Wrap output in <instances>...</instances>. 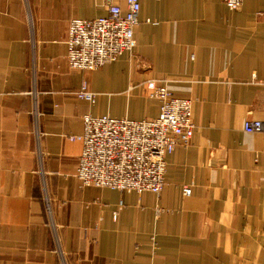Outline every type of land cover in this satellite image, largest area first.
Wrapping results in <instances>:
<instances>
[{"label":"crops","instance_id":"0c3cea01","mask_svg":"<svg viewBox=\"0 0 264 264\" xmlns=\"http://www.w3.org/2000/svg\"><path fill=\"white\" fill-rule=\"evenodd\" d=\"M125 1L0 0V264H264V0H139L132 52L70 69L69 20ZM150 79L192 101L162 190L80 187L69 136L85 115L156 116Z\"/></svg>","mask_w":264,"mask_h":264},{"label":"built area","instance_id":"2783aa9c","mask_svg":"<svg viewBox=\"0 0 264 264\" xmlns=\"http://www.w3.org/2000/svg\"><path fill=\"white\" fill-rule=\"evenodd\" d=\"M222 2L229 10L237 11L243 0ZM139 11V0H126L124 9L110 4L103 16L70 19L65 41L69 68L92 71L116 60L124 52H132L136 46L134 28L139 22ZM145 87L148 98L159 102L156 116L131 119L85 115L81 134L69 136V140L81 143L75 172L80 187L154 194L162 190L166 156L175 146H186L192 139V101L175 95L153 79L147 80ZM76 97L93 103L96 94L83 82ZM259 129L256 123L244 124L246 132ZM190 192V187H182L183 194ZM120 207L121 204L118 209Z\"/></svg>","mask_w":264,"mask_h":264},{"label":"rangeland","instance_id":"374dc122","mask_svg":"<svg viewBox=\"0 0 264 264\" xmlns=\"http://www.w3.org/2000/svg\"><path fill=\"white\" fill-rule=\"evenodd\" d=\"M99 68V67H98ZM95 93V92H94ZM96 94V93H95ZM82 120H83V118H82ZM83 122V121H82ZM82 127H83V123H82Z\"/></svg>","mask_w":264,"mask_h":264}]
</instances>
